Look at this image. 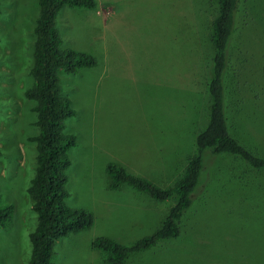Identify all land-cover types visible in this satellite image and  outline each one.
<instances>
[{
	"label": "rangeland",
	"instance_id": "rangeland-1",
	"mask_svg": "<svg viewBox=\"0 0 264 264\" xmlns=\"http://www.w3.org/2000/svg\"><path fill=\"white\" fill-rule=\"evenodd\" d=\"M96 2L94 9L64 6L56 17L62 47L96 60L60 76L75 109L65 131L77 139L69 150L67 203L91 212L93 223L56 242V264H104L94 239L129 245L151 234L173 201L111 188L106 165L169 188L207 121L216 0ZM37 15L36 0H0V202L14 207L12 221L0 229V264H28L36 224L27 188L37 129L34 102L24 91L33 81ZM234 27L225 77L228 126L264 156V105L257 104L264 103V0H239ZM192 197L180 236L125 264H264V172L229 155L208 156Z\"/></svg>",
	"mask_w": 264,
	"mask_h": 264
},
{
	"label": "trees",
	"instance_id": "trees-1",
	"mask_svg": "<svg viewBox=\"0 0 264 264\" xmlns=\"http://www.w3.org/2000/svg\"><path fill=\"white\" fill-rule=\"evenodd\" d=\"M38 15L33 27L34 41L29 74L32 85L24 91L34 102L36 135L31 137L35 147L34 173L27 188L36 224L29 234L30 257L28 264H56L55 244L58 240L78 234L92 226V213L84 208H73L67 203L68 169L71 165L69 150L77 143L75 135L65 131L66 121L75 115V109L63 94L61 73L73 74L94 66L95 58L73 48L62 47V37L56 17L64 6L94 9L96 0H36ZM239 0H216L211 19V55L206 79L208 101L207 121L196 134L194 153L188 158L173 186L162 188L143 177L131 174L120 165L108 163L106 175L111 188L128 186L146 194L155 201L171 199L158 227L129 245L108 237H98L92 247L100 250L104 264H125L135 254L142 253L158 243L175 239L181 234L180 223L190 208L195 192L204 174L208 156L229 155L250 169L264 172V156L251 150L229 130L227 115V85L229 43L235 24ZM239 72L238 69L234 70ZM237 78V89L240 87ZM260 94L257 93L256 98ZM260 108L263 101L257 103ZM1 154V152H0ZM14 216L11 204L0 202V229L7 227Z\"/></svg>",
	"mask_w": 264,
	"mask_h": 264
}]
</instances>
